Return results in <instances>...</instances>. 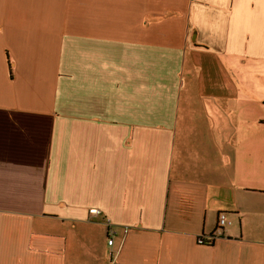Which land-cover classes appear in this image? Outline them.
<instances>
[{"label": "crops", "instance_id": "crops-1", "mask_svg": "<svg viewBox=\"0 0 264 264\" xmlns=\"http://www.w3.org/2000/svg\"><path fill=\"white\" fill-rule=\"evenodd\" d=\"M259 65L264 0H0V264H264Z\"/></svg>", "mask_w": 264, "mask_h": 264}, {"label": "rangeland", "instance_id": "rangeland-1", "mask_svg": "<svg viewBox=\"0 0 264 264\" xmlns=\"http://www.w3.org/2000/svg\"><path fill=\"white\" fill-rule=\"evenodd\" d=\"M247 70L251 72V75L249 73H245V71ZM255 73H257V75ZM243 80L245 82L244 89L245 90L252 89L255 92L254 97H256V99L259 100L260 102H262L264 100V65H259L256 66L255 68L246 67L245 70L243 71ZM261 108L264 110V107ZM258 136L260 139H264L263 128L258 131Z\"/></svg>", "mask_w": 264, "mask_h": 264}, {"label": "built area", "instance_id": "built-area-1", "mask_svg": "<svg viewBox=\"0 0 264 264\" xmlns=\"http://www.w3.org/2000/svg\"><path fill=\"white\" fill-rule=\"evenodd\" d=\"M89 213L91 216H100L102 214V212L98 209L90 210ZM229 224H231V222L228 218L227 213L221 212L218 216V222H217L218 229L221 230ZM107 232H108V245L112 247L114 246V242H115L114 238L117 235V230L109 221H107ZM125 232H127L126 229Z\"/></svg>", "mask_w": 264, "mask_h": 264}]
</instances>
